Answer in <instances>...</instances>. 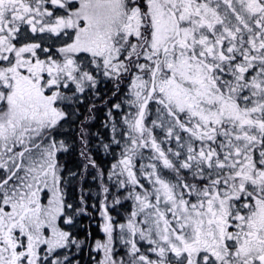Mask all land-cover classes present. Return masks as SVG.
<instances>
[{
  "label": "snow or ice",
  "instance_id": "1",
  "mask_svg": "<svg viewBox=\"0 0 264 264\" xmlns=\"http://www.w3.org/2000/svg\"><path fill=\"white\" fill-rule=\"evenodd\" d=\"M0 264H264V0H0Z\"/></svg>",
  "mask_w": 264,
  "mask_h": 264
}]
</instances>
